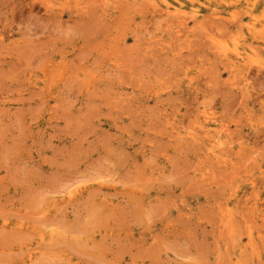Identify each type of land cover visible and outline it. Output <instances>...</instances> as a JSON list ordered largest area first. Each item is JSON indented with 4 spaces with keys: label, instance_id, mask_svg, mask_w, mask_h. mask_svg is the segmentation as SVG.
I'll use <instances>...</instances> for the list:
<instances>
[{
    "label": "rangeland",
    "instance_id": "1",
    "mask_svg": "<svg viewBox=\"0 0 264 264\" xmlns=\"http://www.w3.org/2000/svg\"><path fill=\"white\" fill-rule=\"evenodd\" d=\"M0 264H264V0H0Z\"/></svg>",
    "mask_w": 264,
    "mask_h": 264
},
{
    "label": "bare ground",
    "instance_id": "2",
    "mask_svg": "<svg viewBox=\"0 0 264 264\" xmlns=\"http://www.w3.org/2000/svg\"><path fill=\"white\" fill-rule=\"evenodd\" d=\"M103 1H105V0H103ZM96 34V33H95ZM94 35V34H93Z\"/></svg>",
    "mask_w": 264,
    "mask_h": 264
}]
</instances>
